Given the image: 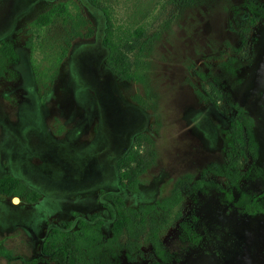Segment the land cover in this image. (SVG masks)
Instances as JSON below:
<instances>
[{"label": "rangeland", "instance_id": "374dc122", "mask_svg": "<svg viewBox=\"0 0 264 264\" xmlns=\"http://www.w3.org/2000/svg\"><path fill=\"white\" fill-rule=\"evenodd\" d=\"M60 1L86 20L81 32L92 28L90 37H71L61 20L33 24ZM98 1L119 22L145 25L143 38L122 50L140 80L106 65L105 18L87 0H0V43L18 53L0 75V176L12 174L41 194L34 204L0 195V264H57L41 251L51 227L75 228L98 213L107 240L108 194L140 207L175 188L180 204L124 233L107 264H264V213L250 216L234 203L241 191L264 192V179L230 186L225 176L202 177L207 166L227 162L234 104L254 119L255 165L264 172V18L249 22L264 0ZM31 59L44 76L34 75ZM203 85L220 91L217 105L199 95ZM130 149L143 165L136 191L120 183L117 167ZM251 162L241 160L243 172ZM154 223L165 226L164 258L146 238Z\"/></svg>", "mask_w": 264, "mask_h": 264}, {"label": "trees", "instance_id": "16d2710c", "mask_svg": "<svg viewBox=\"0 0 264 264\" xmlns=\"http://www.w3.org/2000/svg\"><path fill=\"white\" fill-rule=\"evenodd\" d=\"M93 6L98 7L105 18L106 27L104 29L103 45L108 49L106 56V65L118 77L128 80H140V74L131 69L128 61L122 57V50L129 48L134 41L143 38L145 34V25L128 26L124 22H119L115 13L110 7H101L98 0H87ZM252 13L258 12L253 7ZM250 17V24H254L259 19L264 18V6L260 8L259 14ZM259 15V16H258ZM56 20L69 24V35L71 37H90L93 33L92 28L83 33L82 26L86 25V20L82 19L79 12H72L66 2H58L49 9L39 14L33 24L40 28L53 24ZM70 47V40H67L60 54L55 56L56 63L62 61L63 56L67 54ZM35 46L32 45V49ZM18 59V53L15 51L11 42L4 41L0 43V75L7 70V63H15ZM235 60L234 57H230ZM32 67L34 75L39 78L44 72L38 71V65L33 59ZM56 65V64H55ZM202 76V75H201ZM203 90L197 89L202 99L211 101L217 105L221 95L217 89H209L203 85ZM216 94V95H215ZM218 94V96H217ZM234 112L229 116V125L226 134L227 162L224 165L211 164L202 170V177L208 174L225 176L229 178L230 186H236V181L242 177L251 179L261 177L264 179V172L255 165L258 158L259 144L255 136V123L244 107L237 104L233 106ZM248 155L252 162L243 172L241 169V160L244 161ZM131 163H136V168L128 170ZM140 158L133 149H130L122 158L119 159L117 167L120 173L119 180L124 187H130L131 190H137L138 175L143 170ZM199 181V180H198ZM201 184L200 180L197 182ZM0 195L8 197H18L23 201L34 204L38 202L41 194L36 189L29 186L20 178L5 174L0 176ZM108 199L113 203L111 209L114 217L110 226V236L104 240L101 227L104 224L99 219V214L94 213L88 218H79L75 228H72V222H68L62 227H51L47 232L42 245V254L46 255L57 264H107L116 257V249L120 245L119 240L124 233H131L135 228L145 224L148 215L155 211L170 212L182 201L181 189L175 188L169 197H166L154 204L140 207H129L120 195L108 194ZM241 213L255 216L264 213V192L252 194L251 192L241 191L238 199L234 202ZM164 224H153L147 234V241L152 245L155 253L164 258V248L160 239V233L164 229Z\"/></svg>", "mask_w": 264, "mask_h": 264}]
</instances>
